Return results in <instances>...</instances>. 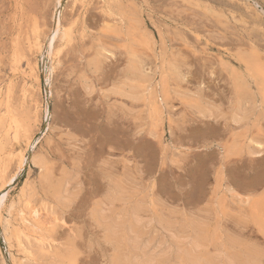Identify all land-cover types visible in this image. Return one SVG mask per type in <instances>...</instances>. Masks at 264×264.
I'll return each instance as SVG.
<instances>
[{
	"label": "rangeland",
	"instance_id": "374dc122",
	"mask_svg": "<svg viewBox=\"0 0 264 264\" xmlns=\"http://www.w3.org/2000/svg\"><path fill=\"white\" fill-rule=\"evenodd\" d=\"M80 2L0 0V96L3 97L0 100V115H5L2 107L11 104L9 111L14 116L17 115V119L23 122L22 126L26 124L25 129L34 140L33 148L26 154V158L43 152L56 178L64 175V172L65 174L68 172V175L71 173L76 176L75 179L77 178L78 195L73 197L71 200L73 204L70 202L68 209L67 207H63L65 211L58 209L59 213L61 210V213H64L63 215L60 213L63 227L59 226V229H56L54 237L66 242L70 234L74 233L77 264H109L113 248L111 244L108 245L106 239L104 240V231L92 224L89 210L94 201H100L104 197L108 186H112L113 183L121 184L123 187L121 185L120 187L133 193L124 191V195H127L123 196V200L127 204L139 201L138 198L140 201L143 200L142 202L146 201L145 203L152 199L153 205L156 203L154 206L156 215L159 217L162 215L161 218L164 220L170 221L174 215L175 219L174 217L171 219L174 223H180L182 220L181 223L192 227L199 222L198 224L202 223L205 227L209 221L206 227H212L215 223L214 200L211 198L214 173L222 169L225 180L222 193L226 195V207L230 208V210L225 208L220 216L222 233L234 239L233 241L238 243L237 246L244 247L245 251L252 253L261 251V254H264L263 239L257 237L252 226L245 221L248 199L264 188V121L261 120L258 127H252L250 121L247 125L251 126V130L250 127L247 129L244 127L246 130L244 131L241 127L247 121L237 124L240 126L238 128L232 124L230 119L232 110L229 111L232 97L231 73L238 74L241 71L240 73H244H239L240 75L245 74L241 59L250 53H255L264 61V0ZM109 8L116 12L114 14L116 16H108ZM117 16L120 19L124 18L125 23L123 22L121 27L123 33L128 24L127 19L136 17L140 21L141 33L147 44L136 49L141 56L139 59L144 69L142 71L148 72V74L145 72L147 78H150L147 80L155 84L164 70L167 81H170L168 84L171 83L167 86L168 93L161 103L163 105H157L161 121L156 126H150V122L147 121L148 107H144L143 102L134 103L130 98L113 93L124 79L128 63L125 50L129 44L123 34L116 37L105 31V27L110 25L115 29L120 27ZM60 24L63 28L67 26L65 29L69 30L72 36L69 42L64 43L65 45L55 40ZM35 34L38 35L39 41L43 42L41 54H36L34 47H31ZM58 42L59 47L56 45ZM53 46L55 50L61 47V51L59 50L58 60L53 64L56 65L52 70L49 53ZM151 49L152 51H149ZM100 52L103 54L101 72L92 73L87 69V62ZM225 56H229L228 59ZM15 59L19 62H15ZM154 64L158 65L157 68ZM167 65L168 67H165ZM29 71H32L31 75ZM25 81L32 85L29 88L24 86ZM5 89L6 91L10 89L9 96ZM120 99L123 100V104H120ZM198 99L201 102H197ZM190 103H197L203 108L213 106V111L218 114L215 116L217 120L203 119L202 115L188 106ZM0 130V133L2 132L0 153L6 154V156L2 154L3 158L0 157V170L5 167V176L0 180L2 182L0 196L6 195L8 205L17 198L24 181L29 179L36 183L39 174L33 165L26 162L19 176L11 184H7L17 165V157L14 155L18 156L17 153L24 150L22 144H25V139L20 132V138L14 142L10 140L11 135L6 137L4 130ZM231 130H238L239 133L232 131V134L240 136L244 132H248L250 138L255 135L263 147L260 156L242 151L236 157L223 160L222 146L230 142ZM242 130L244 132H241ZM146 131L148 133L153 131L155 137H148ZM240 141L244 143L243 140ZM8 153L11 158L7 157ZM171 160L175 161L173 165L170 164ZM3 161H7L5 162L7 164ZM110 182L111 185L108 184ZM228 191L231 193H227ZM129 196L130 200L127 199ZM164 206L166 207L163 209ZM116 212L119 213V210ZM195 219H198L197 223ZM75 234H78V239ZM101 239L105 243H102ZM5 248L0 235V264L11 263ZM209 251L211 253L212 247H209Z\"/></svg>",
	"mask_w": 264,
	"mask_h": 264
},
{
	"label": "bare ground",
	"instance_id": "6f19581e",
	"mask_svg": "<svg viewBox=\"0 0 264 264\" xmlns=\"http://www.w3.org/2000/svg\"><path fill=\"white\" fill-rule=\"evenodd\" d=\"M80 1H83V0H72L73 3H77ZM88 2H89V0H88ZM102 2H104V1H102ZM106 2H107V0H106ZM133 4H135V3H133ZM80 5H81V2H80ZM106 5L108 6V4H106ZM73 6H75V5H73ZM83 7H84V5H83ZM104 9H106V8H104ZM113 11L114 10H111L110 8L108 9V13H109L108 16L109 17L116 16V15H114V14H116V12L115 11L113 12ZM102 12L104 13V11H102ZM136 12H138V11H136ZM142 14H143V11H142ZM136 17H137V15H136ZM136 17L134 19L132 18V19L126 20L128 22V24L126 23L127 27H126V30L124 33L122 32L123 29L121 28L123 25L122 23L124 22L123 17H121V19H120L117 16V18H119L120 27L116 26L117 27L116 29L114 26L110 27L111 25L109 27H105L106 32H110L113 34V36H116V37H120V35L123 34L124 37L126 38V42L129 41V44L127 46L128 48L125 50L126 54L128 55V63H127V68L125 71L124 79L122 78L123 81L120 84H118V86L115 88V91H113V93L118 94V96H121V97L130 98V99L134 100L133 101L134 103L135 102L139 103L138 101H140L141 103L143 102V106L148 107L147 113H146V119H147V121L150 122V126L153 127L154 125L156 126L157 124H159L161 121V119H160L161 113L159 112V108L157 107V105L158 104L163 105L161 103L163 102L164 98L166 97V95L168 93L167 92V86H170L171 83L168 84L170 81H167V77H165V74L163 72L164 71L163 68L160 69V71L163 70L162 73H160V76H158V74H157V76L160 78L158 81L156 80L157 82L155 81L156 82L155 84H152V82L150 83L147 80L149 78V77L147 78V76L145 75V72H147V71H142L144 69H142V65H141L142 62L139 59V57H141V56H139L136 48L138 46L143 47V44H147V43L143 39V34L141 33L142 30L140 27L141 26L140 21ZM140 18H142V17H140ZM78 23H79V21H78ZM106 26H108V25H106ZM65 28H63V26L61 24L58 25V29H57V32L55 35V40H57V41L59 40L60 43H62L63 45H65L64 43L69 42V40L72 37L70 31L65 29ZM73 39H74V37H73ZM33 40H34V42L32 44L30 42L31 47L32 48L34 47V49L36 50L35 51L36 54H38V53L41 54L42 50H43V46H42L43 42L39 41V37L37 34H35V36L33 37ZM150 44L151 43H149V45ZM210 44L211 43H209V45ZM56 45L59 47L60 46L59 42ZM151 45H153V43ZM60 48H59V50H60ZM146 48H144V49H146ZM144 49H142V51ZM211 49L212 48H210V50ZM59 50H55V46H53L50 50V53H49L50 59H51L50 65L52 63V68H50V69H52V70L54 69L53 67H55V65H56L55 64L53 66V64L56 62V60H58L57 58H58V55L61 51V50L60 51ZM106 51H108V50H106ZM106 51H104V52H106ZM142 51H139V52H142ZM149 51H152V49ZM221 52H223V51H221ZM155 54H156V52H155ZM160 54H161V52H160ZM17 55H18V53H17ZM102 55L103 54L100 52V53L94 55V57L87 62L88 71H91L92 73L93 72L98 73L99 71L101 72V67H102L101 66V62H102L101 57H102ZM260 55H262V53H260ZM223 56L224 55H222V57ZM106 57H108V56L106 55ZM218 57H219V55H218ZM226 57L227 56H225V58ZM228 57H227V59H228ZM241 60L243 61V65H244V68H242V69H244L243 71L246 70L245 74L240 75V74L244 73V72L240 73L241 71H239L238 74L231 73V76H232V79H231V82H232V84H231L232 85L231 86L232 87V93L231 94L232 95L231 96L232 97H231L230 102H229V104L231 106V108L229 107V111L232 110V112H231V118L230 117L229 118L231 119V122L234 125L240 124V122H242V121L244 122L246 120L247 122H245V125L241 124L243 126L241 128L245 127L247 129V127H250L249 129L251 130V126L252 127H258L259 122L261 120L264 121V61L262 58L260 60L259 56H257L255 53H253V54L250 53L249 55L244 56V58H242ZM15 62H19V61H16V59H15ZM161 63H163V61ZM227 63H229L228 60H227ZM25 64H26V62H25ZM171 65L173 67V64H171ZM171 65H169V68L171 67ZM11 66H13V65H11ZM143 66H145V65L143 64ZM156 66H158V65H156ZM156 66L154 64V67H156ZM160 67H162V65H160ZM165 67H168V65ZM153 71H154V69H153ZM173 71H175V70H173ZM233 71H235L234 68H233ZM29 72L31 75L32 71H29ZM171 73H174V72H171ZM147 74H148V72H147ZM153 74H156V73H153ZM153 74H152V76H154ZM168 74H170V72H168ZM177 75L178 74H176V76ZM34 76H36V74ZM173 76H175V75H173ZM169 78H170V76H169ZM151 79H153V78L151 77ZM34 83H35V81H34ZM87 84H89V83L87 82ZM172 84H173V80H172ZM174 84H175V82H174ZM31 85L32 84H30L26 81L24 82V86H26L28 88ZM9 90L10 89H8L6 91V89H5V91L7 92V96H9V94H10ZM23 90H25V89H23ZM168 90H169V88H168ZM86 91H91V90H86ZM169 94H170V92H169ZM179 94H180V92H179ZM181 95H183V93H181ZM7 96L5 94V98ZM186 96H188V95H186ZM192 96H194V95H192ZM0 97H2V96H0ZM2 99H3V97L0 100H2ZM10 99H8V100H10ZM189 99H190V97H189ZM120 100H121V103L119 102V100H118V102L120 104H123L122 101L124 100V98H123V100L122 99H120ZM127 101H128V99H127ZM198 101H200V99H198L197 102ZM23 102H25V101H23ZM124 102H126V101H124ZM184 102H185V100H184ZM2 103H4V102H2ZM2 103H1V105H2ZM9 103H11V102L9 101ZM183 104H186V103H183ZM201 105H202V103H201ZM9 106L6 105V107L5 106L2 107L5 110L4 111L5 113H3L5 115H0V129L4 130L3 132H4L6 137L11 135L12 138H10V140L12 139V141L14 140V142H17V140L20 138V132H22V134L24 135L23 137L25 139V141H24L25 144H22V145H24V150L20 153H17L18 156L14 155L17 157L16 158L17 159V165H16L15 172H13L14 174L11 175V178H9L7 184L8 185L11 184L19 176V174L23 170V167L25 166L26 162L33 165L39 174V177H38V180L36 183H33L32 181H29V179H26L24 181L20 191H19L17 198L10 201L8 205H7V201H6V195L3 194L0 196V235L3 238V241L5 243V246H6L5 249L8 252L7 254H8L10 262H11L10 264H77L76 263V260H77V253L76 252H77V250H75L76 245H74V243L76 244V242H75L76 239L74 240V238H76V237L74 236V233L72 231H68V232H72V233L70 234L71 236L65 240L66 242H64V241L62 242V240L59 241L54 237V233H55L56 229L59 226H60V228L63 227L62 226L63 225V223H62L63 218H61V216L64 213H61L62 212V210H61L60 213L62 215H60L58 209L60 208V209L64 210L63 207L66 208L70 202L72 205L73 203L71 200L74 199L73 197L75 195L76 196L78 195L77 194L78 190H76V188L78 187V186H76L77 185V182H76L77 178L75 179L76 176L71 175V173H69V175H68L67 174L68 172L66 174L64 172V175L61 173L62 176H60L59 178H56V176L53 173V169H52L50 163L48 162V160H47V158L43 152H40L33 157L26 158V154L30 153V151L33 148L34 140L32 139L33 137L31 138L29 136V134H28L29 131H26V129H25L26 124H25V126H22L23 122L21 123V121L17 119V117H16L17 113L15 114L16 116H14L9 111V110H11L9 108ZM188 106L192 107L198 114L202 115L203 119L205 118L208 120L209 119L210 120L211 119L217 120V119H215V116H217L218 114L213 111V109H212L213 106L210 107V105H208L209 106L208 108H203L197 103H190V105H188ZM142 108L143 107H141V109ZM187 109H188V107H187ZM163 110H164V108H163ZM127 113H129V112H127ZM131 113H132V111H131ZM134 116H135V114H134ZM136 116H137V114H136ZM221 117H222V115H221ZM136 120H138V119H136ZM181 120H182V118H181ZM250 121L252 124L251 126L247 125ZM169 122H170V120H169ZM135 123H137V122H135ZM147 123H146V125H147ZM163 123H164V121H163ZM173 123H175V122H173ZM168 127H170V126H168ZM231 127H232V125H231ZM237 127H238V125H237ZM141 128H143V127H141ZM245 128L243 129L244 131H246ZM139 130H141V129H138V131ZM243 130L241 132H244ZM261 130H263V129H261ZM136 131H137V129H136ZM154 131H157V130H154ZM232 131L233 130H231V134L233 132L239 133V132H237L238 130L233 131V132ZM247 134H248V132H246V133L244 132V134H241V136H240V134H232L231 135L230 142L227 144H224L222 146V159L223 160H226L230 157H236L237 155L242 153V151H246L250 155L260 156V154H261L260 150H261V148H263L262 144L256 139L255 135L250 138V137H248ZM2 137H4V135H2ZM148 137H150V138L155 137L153 131H150L148 133ZM240 139L243 140L244 143H242V141H240ZM2 143H4V142H2ZM4 146H5V143H4ZM3 149H4V147H3ZM3 149H1V150L4 151ZM19 151H20V148H19ZM2 154H4V153H2ZM1 155H0V157L3 158L4 156L3 155L1 156ZM4 155L6 156V154H4ZM7 157L11 158V155L8 153ZM7 159H5V160H7ZM5 162H7V161H5ZM171 162H170V164L173 165V162H175V161L171 160ZM10 163H11V161H10ZM5 164H7V163H5ZM176 165H177V163H176ZM221 167H222V165H221ZM221 170H217L214 173L213 192H212L211 198L214 200V206H213L214 220H213V222H215V223L212 227L211 226L206 227V225H209V224H207L209 221H207V223L205 224V227L203 226V224L201 222H200L201 225L198 224L199 223L197 221L198 219L197 220L195 219L196 220L195 223L198 222L197 225H194V226L192 225V227L190 225L187 226V224H183L184 222L181 223L182 220L180 223H176V222L174 223V222H171V219L174 217V215H173V217H171L170 221H168L166 219L164 220L161 218L162 211L160 212L158 210L159 208H157V207H156L157 208L156 210H158V212L161 213V214L159 213L161 216L159 217L158 215H156L155 207H154L156 205V203H155V205H153V202L151 201L152 199L148 200L149 201L148 203H145L146 201L142 202L143 200L140 201L141 199H139V198L137 199L135 197L139 201H135L136 200L135 199L134 200L135 202L131 201L132 203H129V201H128L129 204H127L123 200V196L127 195V194L124 195V191L127 190V192H129L130 190L125 189V188H124L125 189L124 190L122 188L123 186L121 184L120 185L122 187H120V185L117 183H113V184L111 182L108 183L110 185L112 184V186H108L109 189H107V192L105 193L104 197L100 201H97V202L94 201L93 206H92V208H90L91 210H89V212L91 215L90 220L93 223L91 221L90 222L92 224L96 225V227H98L104 231L103 232L104 233L103 235H105L104 240L106 239V242L108 243V245L111 244V246H112L111 248H113L112 249V251H113L112 255L110 252L111 257L107 255V257H110L109 258L110 260L108 261L109 264H264V254H261V251H260V253H257L256 251L253 253L250 251H245L246 249H244V247L237 246L238 243L236 244V242H234L235 241L234 239L227 237L222 233V227L220 225V216L223 214L225 208H227V207H226V195L222 193L223 192L222 189H223V184H224V177H223ZM4 174H5V167L4 168L2 167V169L0 170V180H3V178L5 176ZM115 180H117V179H115ZM113 182H114V180H113ZM1 183L2 182H0V184ZM228 186H230V185H228ZM129 188H131V187H129ZM76 191H77V193H76ZM231 191H232V189H231ZM231 191L230 192L228 191L227 193H231ZM129 193H132V192H129ZM135 193H136V191H135ZM143 196H146V195H143ZM132 197H134V196H132ZM132 197H131V199H134ZM139 197H140V194H139ZM126 198H124V199H126ZM143 198H145V197H143ZM127 199L130 200V196ZM73 201H75V200H73ZM155 202H157V201H155ZM238 203H237V205H238ZM160 207H162V206H160ZM165 207L166 206H164L163 209ZM66 209H68V207ZM118 210H119V213H120V211L124 212V213H122L123 216L120 213L121 216L119 217V215H118L119 213L116 212ZM228 210H230V208ZM245 211H246V214H245L246 215L245 216L246 223L251 225L253 228V231L258 235L257 237L262 238L264 241V188H263V190L261 189V191H259L258 194H255V195L251 196V198L248 199V201L246 203ZM3 213H5L6 215H4ZM180 213H182V212H180ZM173 214H175V213H173ZM182 216H180V217L182 218ZM174 219H175V217H174ZM191 219H192V217H191ZM204 222H206V221H204ZM65 226H67V225H65ZM70 226L72 227V225H70ZM75 230H77V229H75ZM102 230H100L101 233H102ZM223 230H224V228H223ZM75 233H77V231H75ZM78 233H79V231H78ZM227 234H228V232H227ZM55 235L57 236V234H55ZM67 235H68V233H67ZM75 235L77 236L78 234H75ZM233 237H237V236H233ZM79 238H80V236H79ZM260 238H259V240H260ZM77 239H78V236H77ZM101 240H102V243H105V242H103L104 241L103 239H101ZM73 241H74V243H73ZM241 241L243 242V240H241ZM241 241H237V242L241 243ZM247 243H249V242H247ZM89 244L91 245L90 242H89ZM90 245H88V248H90ZM106 245H104V246H106ZM252 245H254V244H252ZM209 247H212L211 253L209 251ZM253 248H254V246H253ZM107 250H109V248ZM259 250H262V249H259ZM263 251H264V249H263Z\"/></svg>",
	"mask_w": 264,
	"mask_h": 264
},
{
	"label": "crops",
	"instance_id": "0c3cea01",
	"mask_svg": "<svg viewBox=\"0 0 264 264\" xmlns=\"http://www.w3.org/2000/svg\"><path fill=\"white\" fill-rule=\"evenodd\" d=\"M224 183H225V180H224Z\"/></svg>",
	"mask_w": 264,
	"mask_h": 264
}]
</instances>
